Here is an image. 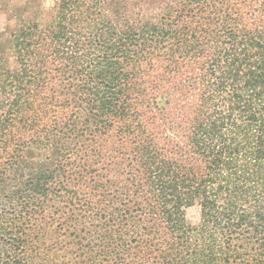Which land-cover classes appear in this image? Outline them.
Returning <instances> with one entry per match:
<instances>
[{"label": "trees", "instance_id": "obj_1", "mask_svg": "<svg viewBox=\"0 0 264 264\" xmlns=\"http://www.w3.org/2000/svg\"><path fill=\"white\" fill-rule=\"evenodd\" d=\"M128 13L59 0L5 41L17 67L0 68V183L31 172L0 185V264L41 263L46 233L28 225L57 201L86 211L81 230L70 221L74 264H264V0H185L158 23ZM168 43L167 160L141 119ZM60 100L71 111L51 128L45 105ZM25 118L28 138L6 134Z\"/></svg>", "mask_w": 264, "mask_h": 264}, {"label": "rangeland", "instance_id": "obj_2", "mask_svg": "<svg viewBox=\"0 0 264 264\" xmlns=\"http://www.w3.org/2000/svg\"><path fill=\"white\" fill-rule=\"evenodd\" d=\"M59 0H0V68L1 72H9L11 70L15 72L16 62L13 57L11 45L6 40H9L10 35L15 33L23 25V21H38L40 23L47 22L54 17L56 8ZM122 4H126L130 7L135 15L129 14L132 16L130 19H136L144 22H161L165 20H170V7H174L179 3L185 0H120ZM121 7V6H120ZM112 11V10H111ZM122 11V10H121ZM125 12V11H123ZM112 18L117 20L119 17H116L111 13ZM166 48L162 53V57L158 60L155 70V79L152 77V81H146L144 83V88L153 89L154 84L160 86L159 91L156 94V100L158 102V109H149L146 110L142 108V121L144 124L145 135L152 140L154 145L161 146L164 152H161L165 159H170V43L166 45ZM7 75V74H6ZM156 80V81H154ZM178 80V79H176ZM50 88H55L53 83H48ZM2 83L0 82V87ZM2 91L0 89V100H1ZM3 100V97H2ZM181 101V99H178ZM179 107L181 102H178ZM165 111H160L161 109ZM46 119L49 121L51 128L57 127L54 122H59L58 119L61 117L67 116L70 113V108H68L62 100H60L57 105L55 103L46 106ZM175 111V110H174ZM179 111V110H177ZM172 112V111H171ZM172 114V113H171ZM29 116V115H28ZM56 116L54 119L53 117ZM176 121H179V116L173 118ZM25 123L19 124L18 128H11L6 134H17V136H23L28 138L27 127L24 129L25 125L28 123V119L25 118ZM180 122V121H179ZM53 123V124H52ZM51 130V129H50ZM23 148L22 150H25ZM74 153V152H73ZM47 155V153H45ZM49 156V155H48ZM83 156V155H81ZM79 160V159H78ZM50 165V162L45 160L44 163H38V166L41 167V170L47 168ZM77 166H81L78 164ZM71 167H75L72 166ZM75 170V169H74ZM73 171V170H72ZM31 171H26L20 169L15 172L14 175H10L5 178V181L0 183L2 186L8 187L11 189L15 187L16 189H22L25 185V182L28 178L23 176L24 174H29ZM23 176V177H22ZM72 178L75 177V174L70 175ZM0 186V187H2ZM89 189H85L84 193L81 195L89 193ZM53 206L47 207L43 213L36 216V219L31 218V224L28 225L31 232L43 230L46 233V246H41L38 251L40 255V264H65L69 261H72L69 264H74L73 260L75 259V254L73 252L68 253V250H73V247L70 246V238L67 237L71 230V220H78L80 223L72 222L73 229L81 230L83 227L82 222H85V210L81 209L77 211V208L68 206L67 203L64 206V203L53 202ZM84 216V217H83ZM186 219L190 225L196 226L200 223L201 214L199 206H194L186 209ZM72 238V237H71ZM28 252L37 253V246L35 241L32 240ZM75 252V249H74ZM66 256V257H65Z\"/></svg>", "mask_w": 264, "mask_h": 264}]
</instances>
